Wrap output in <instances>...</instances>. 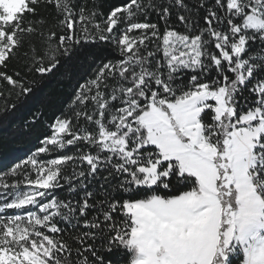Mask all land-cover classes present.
<instances>
[{"label": "snow or ice", "instance_id": "6c2138e0", "mask_svg": "<svg viewBox=\"0 0 264 264\" xmlns=\"http://www.w3.org/2000/svg\"><path fill=\"white\" fill-rule=\"evenodd\" d=\"M97 46L0 172V264H264V0H0L4 111Z\"/></svg>", "mask_w": 264, "mask_h": 264}, {"label": "trees", "instance_id": "16d2710c", "mask_svg": "<svg viewBox=\"0 0 264 264\" xmlns=\"http://www.w3.org/2000/svg\"><path fill=\"white\" fill-rule=\"evenodd\" d=\"M121 2L122 0H103V11L106 13ZM41 14L49 22H54L53 8L49 7ZM111 55L103 46L87 48L78 60L63 65L53 75L41 81L35 94L15 111L5 112L3 101H0V172L23 160L39 146L41 138L48 132V124L66 108L75 85L89 73L92 61L111 58ZM37 110L42 112V118L39 122L30 124L31 116Z\"/></svg>", "mask_w": 264, "mask_h": 264}]
</instances>
